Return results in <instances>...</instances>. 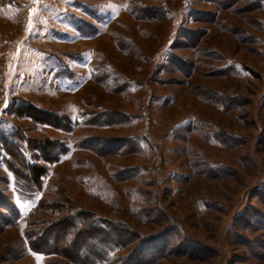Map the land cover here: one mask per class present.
I'll return each mask as SVG.
<instances>
[{
    "label": "rangeland",
    "instance_id": "rangeland-1",
    "mask_svg": "<svg viewBox=\"0 0 264 264\" xmlns=\"http://www.w3.org/2000/svg\"><path fill=\"white\" fill-rule=\"evenodd\" d=\"M0 146V264H79L93 214L128 264H264V0H0Z\"/></svg>",
    "mask_w": 264,
    "mask_h": 264
},
{
    "label": "trees",
    "instance_id": "trees-1",
    "mask_svg": "<svg viewBox=\"0 0 264 264\" xmlns=\"http://www.w3.org/2000/svg\"><path fill=\"white\" fill-rule=\"evenodd\" d=\"M143 10L146 11L144 8ZM13 108V112L18 116H29L34 120H45L46 117L37 115V110L32 105H25L22 103H15ZM1 136H3L1 134ZM4 137V136H3ZM133 143L131 145H139L138 137L132 139ZM36 138H32L27 141V145L32 147L34 146L42 156V158L46 162H51L55 160L57 157V151L60 149L62 144L57 140L51 139H44L42 141ZM6 141L2 143V147H5ZM21 150L23 149V145L21 144ZM1 147V146H0ZM21 154V153H20ZM21 161L24 162V157L21 154L20 158ZM27 173L25 174L27 177H19L16 175L17 182L20 184H24L28 189V192L32 194L33 192L37 191L38 188L43 183V177L47 173L48 165L46 164H36L30 160V163H27ZM16 170V169H15ZM17 171V170H16ZM7 209V215H9L8 220H4L5 223L8 225L10 223H14L12 221L13 218L17 219L19 217V209L17 206L12 202H9V205L5 207ZM12 215V216H11ZM13 217V218H12ZM106 219V220H105ZM85 223V226L82 228L84 231L85 238H80L76 240L70 247L64 248L60 251L63 256L70 258L76 261L79 264H128L130 256L127 255H120L118 254L121 248H124V245L127 243L128 240L122 233H126L128 230L125 228L124 222H112L110 219L104 217V219L100 218L98 215L93 214L91 220L83 219L80 221V224ZM17 221L14 223L16 224ZM114 223V224H113ZM113 235H121L120 239L112 240ZM27 236L29 239V233L27 232ZM35 237L36 234H35ZM85 239V241H83ZM83 241V242H82ZM37 241H33L31 239L30 245L34 251L48 253L47 251L51 248L55 250L58 247V243L55 241V238L52 239V244L44 245L41 243H37ZM145 246V243L141 240L137 246L135 247L134 258L138 260L137 255L140 254L141 249ZM42 249V250H41ZM55 253V252H54ZM132 258V259H134ZM141 261V260H140ZM154 257L147 258L145 262H153Z\"/></svg>",
    "mask_w": 264,
    "mask_h": 264
}]
</instances>
